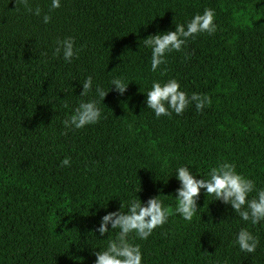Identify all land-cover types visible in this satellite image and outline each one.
Masks as SVG:
<instances>
[{
  "label": "trees",
  "instance_id": "16d2710c",
  "mask_svg": "<svg viewBox=\"0 0 264 264\" xmlns=\"http://www.w3.org/2000/svg\"><path fill=\"white\" fill-rule=\"evenodd\" d=\"M0 0V264H94L116 239L100 236L103 215L127 211L130 198L158 195L168 222L146 239L130 234L142 264H264V222L242 221L230 205L204 194L192 221L175 214L179 181L189 166L206 177L221 162L264 188V0ZM205 8L217 31L189 40L151 70L143 39L174 30ZM50 16L49 23L42 17ZM72 37L70 63L53 56ZM108 92L105 117L80 130L62 121L81 100L85 77ZM113 78L128 83L123 94ZM175 78L191 95L210 97L182 115L156 118L146 107L154 80ZM70 158L69 166L61 160ZM173 172L171 176L169 174ZM169 176V178H168ZM256 192L249 194L255 197ZM241 228L259 238L254 253L234 239Z\"/></svg>",
  "mask_w": 264,
  "mask_h": 264
},
{
  "label": "clouds",
  "instance_id": "9594fccd",
  "mask_svg": "<svg viewBox=\"0 0 264 264\" xmlns=\"http://www.w3.org/2000/svg\"><path fill=\"white\" fill-rule=\"evenodd\" d=\"M22 2L27 11L40 16L39 7L32 9L27 7L28 0ZM50 6L52 9L60 8L61 0H51ZM215 15L214 9L205 8L202 13L193 15L186 23L176 24L174 30L158 32L144 38L142 40L144 47L151 49V70L155 72L165 65L167 55L173 51H182L189 40L204 33L214 34L217 31ZM42 20L47 24L50 16L45 14ZM80 51L81 49L75 46L74 39L67 37L56 41L53 56H62L65 62L70 63ZM128 83L120 78H113L110 86H114L118 93L123 94ZM81 85L80 96H87L94 91L95 98L81 100L73 113L62 121L66 130H80L95 125L105 118L99 104L102 103L109 89L105 91L99 85L94 87L91 75L85 77ZM210 103V97L207 95L198 93L189 95L183 91L175 78L166 82L154 80L145 99L146 107L152 110L156 118L171 117L173 113L182 115L192 104L197 111H202ZM60 163L61 166H69L71 161L69 157H65ZM173 172L176 180L179 181L174 198L177 202L174 212L183 220L192 221L198 212L197 200L203 190L204 194L213 196V200L230 205L242 221H250L252 225L264 222V188L257 189L255 182L239 173L234 163L221 162L212 167L206 177L199 175L200 178L193 174L189 166H179ZM253 191L256 192V196L249 198V194ZM120 209L109 212L101 218L96 229L100 236L109 232V225L111 229H119V232L116 239L108 241L104 250L94 253V264H142L141 248L138 244L129 242L130 234L140 240H146L155 229L163 227L169 218V210L158 195L149 198L146 204H142L135 195L129 199L126 212H121ZM234 244L241 252L254 253L259 245V238L247 228H241L235 235Z\"/></svg>",
  "mask_w": 264,
  "mask_h": 264
}]
</instances>
